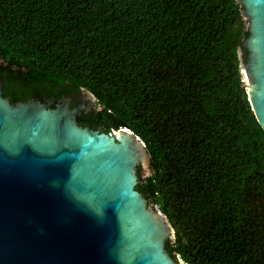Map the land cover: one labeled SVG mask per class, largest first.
<instances>
[{
    "label": "trees",
    "instance_id": "1",
    "mask_svg": "<svg viewBox=\"0 0 264 264\" xmlns=\"http://www.w3.org/2000/svg\"><path fill=\"white\" fill-rule=\"evenodd\" d=\"M241 11L236 0H0L2 97H70L73 109L86 92L78 126L137 137L150 174L137 168L135 190L173 230L175 262L264 264V131L240 72Z\"/></svg>",
    "mask_w": 264,
    "mask_h": 264
},
{
    "label": "water",
    "instance_id": "2",
    "mask_svg": "<svg viewBox=\"0 0 264 264\" xmlns=\"http://www.w3.org/2000/svg\"><path fill=\"white\" fill-rule=\"evenodd\" d=\"M236 2L248 31L240 72L264 131V0ZM81 101L10 103L0 83V264H186L164 248V215L135 190L137 167L150 174L143 143L78 126L94 98Z\"/></svg>",
    "mask_w": 264,
    "mask_h": 264
},
{
    "label": "flooded vegetation",
    "instance_id": "3",
    "mask_svg": "<svg viewBox=\"0 0 264 264\" xmlns=\"http://www.w3.org/2000/svg\"><path fill=\"white\" fill-rule=\"evenodd\" d=\"M246 38H247V37H246ZM246 38H245V39H246ZM245 39H244V40H245ZM243 46H244V41H243ZM244 48H245V47H244ZM247 50H248V49H247ZM246 53H247V54H246V61H247V60H248V57H249V50L246 51ZM246 61H245V62H246ZM0 83H1V82H0ZM1 85H2V83H1ZM2 89H3V85H2ZM33 99H35V98H33ZM24 102H25V101H24ZM13 103H16V102H13ZM137 168H138V167H137ZM136 176H137V170H136Z\"/></svg>",
    "mask_w": 264,
    "mask_h": 264
},
{
    "label": "rangeland",
    "instance_id": "4",
    "mask_svg": "<svg viewBox=\"0 0 264 264\" xmlns=\"http://www.w3.org/2000/svg\"><path fill=\"white\" fill-rule=\"evenodd\" d=\"M241 71H243V70H241ZM242 80H243V84H244V83H246V84L248 83V82H247V79H246L245 77H242Z\"/></svg>",
    "mask_w": 264,
    "mask_h": 264
},
{
    "label": "bare ground",
    "instance_id": "5",
    "mask_svg": "<svg viewBox=\"0 0 264 264\" xmlns=\"http://www.w3.org/2000/svg\"><path fill=\"white\" fill-rule=\"evenodd\" d=\"M243 73H244V77L246 78V75H245V72L243 71ZM249 84L247 83V86H248Z\"/></svg>",
    "mask_w": 264,
    "mask_h": 264
}]
</instances>
